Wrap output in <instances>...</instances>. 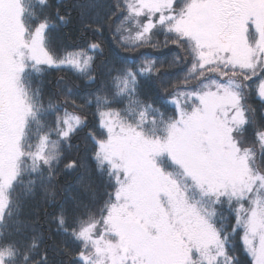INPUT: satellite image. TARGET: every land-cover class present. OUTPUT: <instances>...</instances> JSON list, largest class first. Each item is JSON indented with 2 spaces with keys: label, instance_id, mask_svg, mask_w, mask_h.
I'll return each mask as SVG.
<instances>
[{
  "label": "snow or ice",
  "instance_id": "snow-or-ice-1",
  "mask_svg": "<svg viewBox=\"0 0 264 264\" xmlns=\"http://www.w3.org/2000/svg\"><path fill=\"white\" fill-rule=\"evenodd\" d=\"M0 264H264V0H0Z\"/></svg>",
  "mask_w": 264,
  "mask_h": 264
},
{
  "label": "trees",
  "instance_id": "trees-1",
  "mask_svg": "<svg viewBox=\"0 0 264 264\" xmlns=\"http://www.w3.org/2000/svg\"><path fill=\"white\" fill-rule=\"evenodd\" d=\"M72 2H77V0H72ZM79 2L82 3H88L89 0H79ZM77 34L76 32L72 29L71 26L65 27L64 31L60 34L59 40L60 42L68 48H72L75 46L76 43H79L77 40ZM159 40L160 47H144L136 52H131V53H122L119 52L116 47L113 46L112 40L109 37L105 38V46L106 48L110 49L112 53H116L118 55H122L125 58H130V57H140L141 54L147 55L149 58L154 59L157 64L163 63L164 68L162 69L161 72V78L162 80L167 83H175L183 78V76L187 72V66L183 64L179 65H174V66H169L173 57L175 55H179V49H176L175 46H169L168 48L162 47L164 37L160 36L156 38ZM105 64H107V60L104 61ZM101 73H103V67L101 69ZM59 74L56 72H53L52 75L49 77V79H55ZM68 82L70 84H75L76 86V91L79 92L80 95H86L88 92V87L83 84V82L75 80L74 77H72L70 74L66 77ZM162 95V93H161ZM157 107H160V103H157ZM69 181H71V178H69ZM69 181H62V186L63 187H68L69 186ZM74 184V182H72Z\"/></svg>",
  "mask_w": 264,
  "mask_h": 264
}]
</instances>
